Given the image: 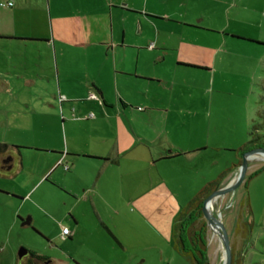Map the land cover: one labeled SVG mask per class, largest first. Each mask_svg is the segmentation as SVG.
<instances>
[{"label": "crops", "instance_id": "crops-1", "mask_svg": "<svg viewBox=\"0 0 264 264\" xmlns=\"http://www.w3.org/2000/svg\"><path fill=\"white\" fill-rule=\"evenodd\" d=\"M199 1L0 0V143L8 145L0 172L15 182L0 186V217L16 223L18 202L45 183L75 206L86 202L103 236L124 251L137 223L156 237L139 235L144 251L160 237L172 246L174 217L191 196L176 199L177 176L163 165L200 150L170 138L188 126L159 88L166 73L175 81L177 67L209 71L204 45L167 35L169 23L201 27L196 15L212 6ZM160 124L168 142L150 138ZM71 214L63 216L73 222L69 239L81 227Z\"/></svg>", "mask_w": 264, "mask_h": 264}, {"label": "rangeland", "instance_id": "rangeland-1", "mask_svg": "<svg viewBox=\"0 0 264 264\" xmlns=\"http://www.w3.org/2000/svg\"><path fill=\"white\" fill-rule=\"evenodd\" d=\"M221 2L219 5L220 2L209 0L212 8L196 15L201 24L199 29L168 24V36L173 33L179 41L191 38L194 43L204 45L210 55L209 71L200 69L202 67H177L175 81L166 73L165 82L159 88L176 121L187 122L188 126L187 131L177 129L170 138L184 151L200 150L163 165L168 175L177 176L175 185L181 190L174 188L173 193L178 201L192 196L201 184L227 167L232 169L218 188L237 177L242 158L234 150L248 140L252 125L261 121L257 111H264V102H261L264 98V0ZM162 128L160 124L151 129L150 138L160 135L159 141L168 142V131L162 134ZM2 134L0 131V137ZM262 166L264 156H251L239 186L218 196L212 204L211 212L219 215L226 230L232 262L239 256L240 264H264V170L245 187L247 176ZM152 172L156 176V171ZM23 178L17 177L16 182ZM0 186L11 189L15 182L0 172ZM73 201L63 191L45 183L31 189L28 196L18 202L20 215L16 223L0 217V264H22L19 250L46 256L52 264H189L163 237L154 242L157 247L144 251L139 235L156 237L148 226L138 223L134 225L133 236L130 230L132 241L124 251L103 236L86 202L75 206ZM129 209L133 211V207ZM8 211L3 210L6 214ZM71 212L80 221V233L76 237L72 233L73 239H62L61 224L73 230V222L63 220V216L69 217ZM204 218L207 220L206 216ZM24 221L29 223L22 225ZM114 222L117 224V220ZM118 228L123 229V226L118 225ZM206 238L209 264H222L223 245L208 221ZM94 248L101 253L94 252Z\"/></svg>", "mask_w": 264, "mask_h": 264}, {"label": "trees", "instance_id": "trees-1", "mask_svg": "<svg viewBox=\"0 0 264 264\" xmlns=\"http://www.w3.org/2000/svg\"><path fill=\"white\" fill-rule=\"evenodd\" d=\"M264 98H261L263 103ZM257 116L261 120L252 125L249 138L240 144L234 151L241 157L243 153L255 148H264V111L258 110ZM8 145L0 143V153L6 152ZM177 154H181L178 152ZM232 167L220 171L216 177L203 184L182 206L176 214L171 227L170 240L174 250L186 258L189 264H209L207 255V220L204 218L203 202L211 192L218 188L224 177ZM264 170V166L255 170L245 179L248 181ZM247 212H250L248 195L246 197ZM252 225V224H251ZM69 237V236H68ZM241 257L233 258L235 264H240Z\"/></svg>", "mask_w": 264, "mask_h": 264}, {"label": "water", "instance_id": "water-1", "mask_svg": "<svg viewBox=\"0 0 264 264\" xmlns=\"http://www.w3.org/2000/svg\"><path fill=\"white\" fill-rule=\"evenodd\" d=\"M254 155L264 156V148H255V149H251L243 153L241 155L242 162L239 167V172H238L237 177L234 179V181L230 184L225 185L224 187L214 189L211 192V194H209L204 199V202H203L204 216H206L209 226L213 227L216 230V232L219 234L220 240L223 245L224 256H223L222 264H231L232 262L230 244L228 241V237H227V233L224 228V225L222 221L219 219V215L215 216L211 211L207 210L206 203L214 197H218L220 195H223V194H226L228 192L235 190L239 186V184L242 182V180L244 179L246 169H247L248 159ZM25 223H28V221H25ZM25 253H26V250H19L18 256L21 257Z\"/></svg>", "mask_w": 264, "mask_h": 264}, {"label": "flooded vegetation", "instance_id": "flooded-vegetation-1", "mask_svg": "<svg viewBox=\"0 0 264 264\" xmlns=\"http://www.w3.org/2000/svg\"><path fill=\"white\" fill-rule=\"evenodd\" d=\"M8 159L11 160V157L8 156ZM18 258L23 259L22 264H52L48 257L38 255L28 250H26V253L21 257L18 256Z\"/></svg>", "mask_w": 264, "mask_h": 264}, {"label": "built area", "instance_id": "built-area-1", "mask_svg": "<svg viewBox=\"0 0 264 264\" xmlns=\"http://www.w3.org/2000/svg\"><path fill=\"white\" fill-rule=\"evenodd\" d=\"M8 5H11V3L9 2ZM149 46L152 47V44L149 45ZM90 96H91V97H95L94 94H91ZM139 109H141V108H139ZM59 164L62 165V168H63L64 170H68L69 165H68L67 163H63V162L60 161ZM70 234H71V231H70V229H69L67 226H62V227H61L60 237H61L62 239L67 238Z\"/></svg>", "mask_w": 264, "mask_h": 264}, {"label": "bare ground", "instance_id": "bare-ground-1", "mask_svg": "<svg viewBox=\"0 0 264 264\" xmlns=\"http://www.w3.org/2000/svg\"><path fill=\"white\" fill-rule=\"evenodd\" d=\"M233 181H234V179H233L230 183H232ZM230 183H229V184H230ZM216 198H217V197H214V198H212L211 200H209V201L206 203V208H207V210L212 211V204H213V202L216 200ZM210 228H211L213 234H216V233H217L216 230H215L213 227H210Z\"/></svg>", "mask_w": 264, "mask_h": 264}]
</instances>
